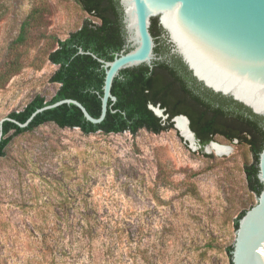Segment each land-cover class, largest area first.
Wrapping results in <instances>:
<instances>
[{
    "label": "rangeland",
    "instance_id": "rangeland-1",
    "mask_svg": "<svg viewBox=\"0 0 264 264\" xmlns=\"http://www.w3.org/2000/svg\"><path fill=\"white\" fill-rule=\"evenodd\" d=\"M34 11L0 120L56 95L55 40L92 19L78 0H0V68ZM213 142L230 150L193 148L177 128L86 135L49 123L15 136L0 158V264H232L236 221L259 199L244 170L253 155Z\"/></svg>",
    "mask_w": 264,
    "mask_h": 264
},
{
    "label": "trees",
    "instance_id": "trees-1",
    "mask_svg": "<svg viewBox=\"0 0 264 264\" xmlns=\"http://www.w3.org/2000/svg\"><path fill=\"white\" fill-rule=\"evenodd\" d=\"M78 2L92 19H87L68 38L55 40L56 48L48 58L58 66L51 76V81L59 85L56 95L50 101L36 96L23 111L13 112L9 116L26 122L37 109L68 98L83 103L94 117L100 116L105 69L92 55L80 54L79 51L82 48L105 60H114L126 45L123 11L119 0ZM37 16V11L32 12L30 19L23 23L18 38L12 43L8 59L0 68V85L9 82L24 68L22 48L28 42L29 31L37 21ZM151 32L158 44L156 53L163 59L156 60L153 68L141 65L121 72L113 86V93L118 100L109 109L104 122H89L81 109L73 104H64L39 114L27 128L6 121L0 143V158L6 156L15 136L33 132L49 123L63 129L79 128L86 135L100 132H130L137 135L142 129L160 134L175 128V116L185 115L190 119V127L201 146L205 147L216 136H222L229 141L238 140L250 149L253 162L247 164L244 170L250 191L259 197L263 190L258 174L259 156L264 149V118L232 98L216 94L199 83L182 59L171 53L172 46L164 36L165 31L158 17L152 19ZM152 105L163 109L168 117L158 116ZM247 211L236 221L237 230L240 219ZM81 235L86 236V233L82 232ZM233 250L234 244L227 249L231 260Z\"/></svg>",
    "mask_w": 264,
    "mask_h": 264
},
{
    "label": "water",
    "instance_id": "water-1",
    "mask_svg": "<svg viewBox=\"0 0 264 264\" xmlns=\"http://www.w3.org/2000/svg\"><path fill=\"white\" fill-rule=\"evenodd\" d=\"M123 11L126 33L125 48L114 60H105L90 54L105 69L102 110L94 117L86 106L76 99H63L37 109L26 122L11 116L0 120V143L6 121L27 128L41 113L73 104L81 109L93 124L105 121L109 109L118 98L113 93L114 82L126 69L147 65L154 67L161 60L156 53L157 42L151 32L152 19L158 17L171 44V53L182 59L193 77L207 89L232 98L264 118V0H119ZM130 49V50H129ZM112 102V104H110ZM160 117L167 118L163 109L151 106ZM185 115L174 117L176 120ZM191 129V127H190ZM182 137L188 141L182 131ZM194 140H199L190 130ZM216 142L206 146L211 147ZM192 146V143H190ZM193 147V146H192ZM194 148V147H193ZM263 190L258 203L240 219L232 251L233 264H264V149L259 156V174Z\"/></svg>",
    "mask_w": 264,
    "mask_h": 264
},
{
    "label": "bare ground",
    "instance_id": "bare-ground-1",
    "mask_svg": "<svg viewBox=\"0 0 264 264\" xmlns=\"http://www.w3.org/2000/svg\"><path fill=\"white\" fill-rule=\"evenodd\" d=\"M177 126L182 133L188 137V141L192 143L193 147L197 146V141L194 140L193 135L190 133V125L187 121L186 118L180 117L176 120ZM209 151L210 150H215L218 154H224L228 152L230 149L226 146L220 145L215 143L213 146L208 147Z\"/></svg>",
    "mask_w": 264,
    "mask_h": 264
}]
</instances>
